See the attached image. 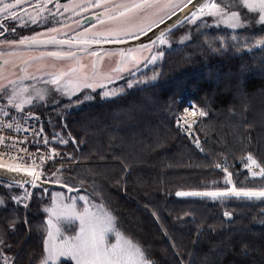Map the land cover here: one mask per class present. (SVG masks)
<instances>
[{
    "label": "trees",
    "instance_id": "16d2710c",
    "mask_svg": "<svg viewBox=\"0 0 264 264\" xmlns=\"http://www.w3.org/2000/svg\"><path fill=\"white\" fill-rule=\"evenodd\" d=\"M228 42L223 47L217 40L204 47L191 46L184 59L176 57V67L161 71L155 80L120 87L112 97L93 96L92 101L59 111L36 107L30 112L42 120L48 135L63 134L71 140L57 149L43 176L63 174L74 182L72 187L86 188L97 204L112 211L117 228L139 242L155 264H181V260L183 264H264V197L176 195L232 187L264 190V177L259 175L264 167V51L253 48L246 52L244 47L232 46L237 41ZM252 66L258 72L248 73ZM218 67L220 77L232 76L224 82L225 87L236 80L234 96L218 91V86L205 79ZM241 67L246 73L239 78ZM239 95L242 100L237 101ZM254 100L258 111L252 108ZM148 104L157 110L163 104L164 114L152 110L136 118ZM187 104L207 113L196 116L194 125L201 150L191 146L176 126V117ZM126 111L137 114L129 115L126 122L123 117L107 118ZM92 120H98L99 126L88 124ZM123 124L127 138L118 136L117 128ZM93 134L99 139L98 146L91 148L96 138ZM249 155L256 161L252 167L258 171L256 175L249 171ZM61 165L63 171L57 173ZM226 175L231 176V184L226 183ZM7 188L0 182V200L4 201L0 205V236L5 238L1 253L16 255L15 264H40L48 198L37 191L39 200L25 210L22 201L11 199L19 196ZM225 211L229 217L224 216ZM200 213L206 214V220L197 219ZM13 219L15 231H10ZM180 231L187 233L182 242L177 237ZM243 245H247V256L241 254Z\"/></svg>",
    "mask_w": 264,
    "mask_h": 264
},
{
    "label": "snow or ice",
    "instance_id": "6c2138e0",
    "mask_svg": "<svg viewBox=\"0 0 264 264\" xmlns=\"http://www.w3.org/2000/svg\"><path fill=\"white\" fill-rule=\"evenodd\" d=\"M52 0H42L36 7L38 8L37 15L40 11L44 10V6L47 3H51ZM74 2V0H73ZM26 3V0H13V2H5V0H0V14L3 15L4 21L9 19L13 21H19L22 18L18 16V11L22 9V6ZM111 3V7H106ZM193 0H186V4H192ZM161 0H121L119 4L112 3V0H88L87 3H74L75 8H84L89 7H101L105 6V12L107 13V20H119L120 18H125L124 21L115 27L109 28L106 33H93L91 36L84 37L82 34H77L79 38H70L65 40H57L55 37L50 38L49 41L38 40L37 37L40 35L37 33L32 36H23L19 41L8 40L7 38L2 42L8 45L14 44H44V43H55L59 45H69L67 50H58L46 53L47 56L53 57L56 59H68L74 58L76 53L71 50V45L73 43L79 44H99L102 42H114L122 43L124 39L129 37L136 38V34L140 35L145 34V29L148 31L151 30L152 23L144 24L142 26H137L133 21L136 17H139L141 20L146 19L149 9H155L160 7ZM239 5L242 8L248 10L249 13L255 14L258 19L257 23L264 25V0H239ZM56 8L59 9L61 5L58 0L56 2ZM186 6V5H185ZM234 2L229 0L223 6L215 2V0H204L203 3H200L196 7L198 11H192L190 22H195L199 16H212L217 19V23H224L229 28L236 29L241 28L245 23L249 21L241 20L240 13L233 8ZM65 11L68 10L69 6H63ZM163 7L167 8H179L180 4H174V0H164ZM118 9H120L118 11ZM133 13L135 17H129L128 14ZM25 14L30 15L26 12ZM32 23H36L35 17H30ZM99 22L103 24L105 21L100 17H97ZM161 22L163 17H160ZM200 25H197L199 28ZM135 29V31H133ZM15 32L16 28L11 25H6L4 22H0V35H4L5 32ZM50 32L57 31L56 28H50ZM186 36L180 38L182 43ZM235 40L236 37H233ZM159 43L160 45L169 44V41L166 37V32L161 31L155 40H152L150 44H142L140 49L129 48L127 51L120 50V61H118V67L113 71H121L123 68L121 66L131 64L132 66H137L140 63L141 56L136 55L137 52H142L145 50H150L154 45ZM237 49L241 47H247L249 51H252L253 48H258L260 51H264V38L257 39L255 43H252L251 40L246 39L244 45H241L238 41L236 44L232 45ZM80 51H85L80 49ZM8 55H14L15 53L9 52ZM92 56H96L95 51L89 53ZM0 55H4L0 53ZM44 55V53H42ZM164 51L159 50L155 54H152L149 58L150 63H155L158 59L163 57ZM5 64H8L9 61L5 60ZM25 64L27 61L24 62ZM15 67V65H13ZM84 66L81 65L80 68ZM96 65L93 63V69ZM22 72H25L26 75L22 79H31L36 80L37 77L32 74H28L26 69H21ZM37 72H41L42 75L47 76V79H40V83L44 85H52L53 88H39L35 84L26 85L22 82L18 83L14 80H7V83H4L7 78L0 72V99L7 101L6 105H0V115L9 116L10 112L8 108H14L17 112H23L26 105H31L33 100H45L46 97L52 92L61 93L69 97L75 94L81 86L87 88H95L93 83H86L87 76H84L83 81L77 76L75 79L70 77L76 76L78 69L76 67H70L67 72L59 73H43L42 68H37ZM134 75V73H133ZM156 73L154 72L151 77L152 80L156 79ZM67 78V79H66ZM132 81H129L128 87H132ZM103 87V85H100ZM109 92H104L103 95H109ZM115 94V92L111 93ZM86 99L89 97H85ZM77 103L80 101L77 100ZM194 107L192 109L185 108V116L192 117H204L207 113L204 110L195 111ZM185 116H177L176 124L178 129L184 131H190L192 129L194 120L189 121ZM17 117H12V122L0 121V130L3 128L12 129L14 126L16 130H19L20 125L16 122ZM250 127V125H249ZM4 142V137L0 136V143ZM196 147L200 148L199 139L195 141ZM16 157H10L12 162H6L2 156H0V169H6L9 173H19L22 170L27 172L29 176L32 177L31 183L33 187H36V181L41 177V173L36 171L35 168H22L20 163L15 162ZM43 159V157H41ZM247 160L250 162L248 165L249 171H252V167L256 165V161L251 155L247 157ZM219 167V165H217ZM227 173V169H225ZM256 175L257 173H252ZM259 175L264 177V167L260 168ZM8 183L18 182L15 177L6 176L4 177ZM226 183L231 184V176L226 175ZM72 188H69V191H72ZM30 193L25 191L23 198L12 196L11 199L20 203L22 199H27ZM177 196H207L212 198L225 197L228 195L235 197H264V190L253 191L246 189H237L236 187L229 188L225 191H209V192H177ZM72 199V198H69ZM79 199L84 201L82 210H77L75 202L72 204H60L57 200V195L53 194L52 205L45 208V211L48 213L47 219V228L46 235L43 238V254L40 260V264H57L60 261V258H65L66 261H70L71 264H155L154 261L149 259L144 248L133 239L128 237L125 233L120 231L116 226V218L111 215L109 212L105 211L103 205H89L88 198L84 195H80ZM0 205H4V201L0 200ZM25 208L28 207L27 204L24 205ZM94 209V210H93ZM155 215V213L153 214ZM225 217H229L230 213L225 211ZM73 220L79 221L78 230L75 228L72 229V234L65 235V232L62 231V226L67 223L68 225L72 224ZM16 220L13 219L9 222V230L15 231ZM264 223V222H262ZM114 236V241L111 237ZM5 244L4 236H0V245ZM10 247V245H6ZM175 249V244L172 245ZM247 245L242 246L241 254L247 256L246 251ZM179 255V253H176ZM4 264H9V259L7 256L4 257ZM181 264L183 261L181 260Z\"/></svg>",
    "mask_w": 264,
    "mask_h": 264
},
{
    "label": "water",
    "instance_id": "95a60500",
    "mask_svg": "<svg viewBox=\"0 0 264 264\" xmlns=\"http://www.w3.org/2000/svg\"><path fill=\"white\" fill-rule=\"evenodd\" d=\"M121 0H112V3L119 4ZM164 0H161V5L158 8L155 9H149L148 15L146 19L141 20L139 17H136L133 21L137 26H142L144 24L152 23V28L150 31L145 29V34L140 35L139 33L136 34V38H127L124 39L122 43H114V42H102L99 44H79V43H73L71 45V50L76 53L74 58H68V59H56L53 57H49L46 55L48 52L52 51H45L44 48L51 46L50 43H44V44H38V45H32V44H22L24 46H30L31 50H28V54H14V55H6V56H0V72L3 73V75L7 78L4 83H7V80H14L18 83L22 82L24 84H32L35 82L40 83V79H47V76L42 75L41 72H37V68H42V71L46 69L47 65L50 64L55 67V69L52 71V73H59V72H67L70 67H76L78 69V72L76 76L70 77V78H76L77 76L83 81L84 76H87L86 83H93L95 86L97 85L100 91H96L95 93H91L90 96H87L86 94L78 93L74 97H71V100L68 98L63 99L62 103H70L73 102L75 99L83 97L85 100L92 99L94 94H103L105 91H110L109 89H114L124 83L127 80H132L142 72H144L146 69L151 68L153 65L157 63H150L148 59L152 54H155V47L158 46V50L166 47L164 53L168 51H172L173 44L170 45L169 35L178 30L179 28L189 24L190 26L194 24H198L199 22L210 19L209 16H199L197 20L193 23L190 22L191 13L192 11H198V8L196 7L200 3H203L204 0H193L192 4H186V0H174V4H180L181 7L179 8H167L163 7ZM186 5V6H185ZM111 3L107 5L106 7H111ZM105 8V6H101ZM64 8V7H63ZM69 9V8H68ZM120 9H118L119 11ZM107 13L104 12L102 14L91 16L89 19L84 21L81 24V27H85L87 25H90L94 23L93 27L88 30V32L83 34L82 36L87 37L91 36L93 33H106L109 28L115 27L117 25H120L125 18H120L119 20H107L106 19ZM129 17H135V14L129 13ZM97 17H100L101 19H104V23L101 24ZM160 17H163V21L161 22ZM135 31V29H133ZM161 31L166 32V37L169 41V44L160 45L157 43L154 45L150 50H145L142 52V55L140 52H137L136 55L141 56L140 63L137 66H132L131 64L123 65L121 66L123 70L117 72L113 71L118 67V61H120V50L127 51L129 48L132 49H140V46L142 44H150L152 40H155L156 37L159 35ZM69 32L75 34V38H79L77 36V33L75 30L72 29H65L59 32L61 36L55 37L57 40H65L67 39V34ZM52 33L57 32H50L49 30L46 33L40 34L44 37H48L47 39L41 40L40 38L42 36H38L37 39L41 41H49L50 38H52ZM43 37V38H44ZM61 48L59 50H67L69 48V45H60ZM80 49H84L85 51H80ZM91 51L96 52V56H92L89 53ZM44 53V55H42ZM9 61L8 64H5L4 61ZM27 61L25 64L24 62ZM93 63H95L96 67L93 69ZM149 63V64H148ZM15 65V67H13ZM83 65V68H80V66ZM21 69H26L28 74L35 75L37 77L36 80L31 79H22L26 73L22 72ZM134 73V75H133ZM67 79V78H66ZM103 85L101 87L100 85ZM106 86L104 87V85ZM51 86V85H49ZM48 86V87H49ZM83 89L89 90L90 88L82 87ZM103 90V91H102ZM89 98H85V97ZM40 105H47L49 102L47 101H36ZM36 108V106H32L27 110H32ZM22 168H30V167H24ZM37 171V170H36ZM6 176H12L16 178V181L13 183H8L4 179ZM32 177L28 175L27 172L21 171L19 173H9L6 169H0V182L6 183L11 186H17L22 189H26L27 187H30L35 190H42L45 194H47L52 189H63L67 191L68 193L75 192L69 191V188L52 183L50 181L44 180V178L41 176L38 181H36V187H33L31 183H28V181H31Z\"/></svg>",
    "mask_w": 264,
    "mask_h": 264
},
{
    "label": "rangeland",
    "instance_id": "374dc122",
    "mask_svg": "<svg viewBox=\"0 0 264 264\" xmlns=\"http://www.w3.org/2000/svg\"><path fill=\"white\" fill-rule=\"evenodd\" d=\"M215 2L218 3V4H221L223 6L225 3L229 2V0H215ZM232 2H234V5L235 6L233 8H231L230 11L231 10L238 11L240 13L241 20L242 21L247 20V21H249V23H245L243 25V27H241V28L232 29V28H229L224 23H217V19L215 17L209 16L212 24L216 28H214L211 25H208L209 24V20H208V23L205 24V25H207V29H203V28H206V27H203V28L198 29L197 28V25H200V24H194V25H192V26L189 27V28L193 29L194 31L196 30L194 34L191 35L190 33L182 32V31L178 32L177 33V36L178 37H180V38L181 37H184V36L187 37V39H185L182 43L180 42V39H175V44L176 45L177 44L178 45H183V47H181L180 49H178V50H176L174 52H169L168 55L165 58L162 57L158 61V63L156 65H154L151 68L146 69L144 71V75L145 76L143 77V79H140L139 81L133 82L132 83V86L134 84H137V83H144V82H148V80L149 81L152 80L151 77L153 76L154 72L157 75H159L161 71L171 70L175 66L174 64L177 61L176 57L178 55H180V57L182 59H184V57H185L184 56V52L189 47H191V46L200 45L201 47H204V45L206 43L208 44V42H212L213 40H217V41L222 42L221 43V46L222 47L224 45H226L225 42H227V41H229L228 43H234V41H239V42H241V44L244 45L246 39H249V40H251L252 43H255V41L257 39L264 38V31H260V29H264V25H261V24H259V23L256 22L257 19H258V17L255 14L249 13L247 9L240 7L239 0H232ZM252 29H259V30L258 31H255V30L250 31ZM87 32L88 31H86L85 34ZM234 32H237V33H245L246 32V33L245 34H238L237 35V33L234 34ZM233 37H236V39L234 40ZM239 39H241V40H239ZM255 49L259 50L258 48H255ZM244 51L248 52L249 50H247V48L244 47ZM261 55H262V52H261ZM54 69H55L54 66L48 64L47 67H46V69L43 70L42 72L43 73H52V71ZM245 70H246L245 67H241V70H240L241 72L238 75L239 78L244 75L242 73H246ZM220 71H221V68L218 67L215 71L212 72V77L211 78H205V79L209 80V82L211 84H214V85L218 86V88H217L218 91L222 89L223 92L232 93L233 96H234V94H235L234 93V88H235V85H236V83H235L236 80L234 81V85H230V86L225 87L224 86V82L230 80V78H232V76L230 75V73H228V74L220 77V75H221L220 74ZM254 71H257L258 72V68L252 66V68L250 69V71H247V72L248 73H251V72L253 73ZM261 72H262L261 74L264 75V69H262ZM235 78H237V77H235ZM72 79H75V78H72ZM220 79H222L221 81H223V82H220ZM83 82H86V81H83ZM32 84H35L36 87H39V88H44V87H48L49 86V85L39 84L38 82H35V83H32ZM32 84H27V85H32ZM105 86H106V84L104 85V87ZM82 87L83 86H81L79 88V90L76 91L75 94L73 96H71V97H74L78 93H82V94H86L87 93V96H90L91 93H95L96 91H100V89L98 88L97 85L95 86L94 89L93 88H90L89 90L83 89ZM121 87H128V83H125ZM48 88H53V86L51 85ZM126 89L121 90V92L125 91ZM109 90L110 91H107V92H109L110 94L107 95V96H104V97H111V96H114L115 94H118V92H120V90H118V91L115 92V94H111V93L114 92V90H112V89H109ZM65 98H68V96L63 95L61 93H57L55 91H52L46 97V99L45 100H42V101L52 102L54 105H59V104H62V101ZM236 100L237 101L238 100H242V96L239 95L236 98ZM36 101H41V100H33L32 104L31 105H26L25 108H24V110H27V109H29L32 106H37L38 104L36 103ZM147 103H149V101ZM6 104H7V101L6 100L0 99V105H6ZM252 104H253L252 105L253 106L252 107L253 110L254 111L257 110L258 109V107H257V101L254 100ZM13 109L14 108H11V107L8 108V111L10 112V115H13L14 114L15 111ZM184 109H185V107H184ZM184 109H182V112H181L182 115L184 114ZM152 110L153 111L154 110H157V107H155L154 105L148 104L147 110L144 113L139 112L137 114L136 112L126 111L127 114H125V113H120V114L113 113V114H111V116L109 115L107 118H110L112 120H115V117H119V119H122V117H123L125 119V122H126V121H129L131 119L130 116H129L131 114H137L136 118H138V116H141V115H143L145 113H148L149 111H152ZM157 111L159 112V114H164L165 109L163 107V104H161V107ZM258 115H259V113H258ZM191 119H196V117L190 116V120ZM92 121L91 122H88V124H91V126H95V127L99 126L98 123H97L98 120H92ZM257 121L258 120H255V124L257 123ZM92 123H94V124H92ZM139 126L140 125H137L136 127L139 128ZM117 132H118V136L119 137H121V136H125L126 138L128 137L126 125H124V124L121 127H118L117 128ZM263 132H264V128H263ZM191 134H193V133L191 132ZM94 136H96V138L93 139V141L91 142V148L93 146H95V147L98 146V145H96V139H99V137L96 134H93V137ZM68 137L69 136H64L63 134H60L59 139H60V142H61V146L62 147L68 145V143L71 141V140L68 139ZM229 138L232 140L231 137H228V138L226 137V139L228 141L230 140ZM262 138H263L262 142L264 144V134L262 135ZM195 149L201 150V149H198V148H195ZM221 165H223V164H221ZM63 166L64 165H61L60 166L61 168L58 169V172L57 173H61L63 171V170H61L63 168ZM97 170L101 171L100 169H97ZM254 172L255 173H258L257 171H254ZM138 173H136V175H138ZM53 181H55V182H65L68 186H71V187L74 185V182L68 176L63 175V174L60 175L59 177H54L53 178ZM86 193H88V190L87 189L84 190V191H82V192H80V193L71 194V196L68 197L67 194L64 193V191H62V190H55V189L54 190H51L50 193H49L50 195L48 196V206L46 205L45 208L50 207L52 205L53 194H56L57 195V200H58V203H60V204H69L70 205L73 202H75V205H76L77 210H82L83 205H84V201H82V200L79 199V196L80 195H84V196H86L88 198V201H89V205L90 206L91 205H100V204H102V203L97 204L96 201L94 200V198H92L91 196H89ZM69 198H72V199H69ZM28 208L26 210H28ZM103 208H104V206H103ZM138 208L140 210H142V211L145 210L144 207L138 206ZM104 210L107 211V212H109L111 215H113L112 211L109 210L108 208H104ZM44 218H45V224H43V226H42V228H44L42 231H45V233H44V236H45L46 235V228H47V223L46 222H47V219H48V213L46 211H45ZM206 218L207 217H206V214L205 213H200L199 217H197V219H202V220H206ZM227 219H229V218H227ZM164 220H165V218H164ZM78 227H79V221L78 220H73L71 225H68L67 223H65L62 226V231L65 232V235H69V234H72V229L73 228H75L76 230H78ZM246 229H247L246 230L247 232H249V233L252 232L250 229H248V228H246ZM180 232H181L180 234H177V237L179 238V240L182 239L183 237H186V234H187L186 231H184V232L180 231ZM111 239L114 241V236L111 237ZM133 240L135 242H137L135 239H133ZM180 242H182V241L180 240ZM2 255H6V254H2L1 253V250H0V264H2L1 259L3 257H5V256H2ZM200 255L201 254H199V257H200ZM10 256L13 257L12 262L15 264L16 257L17 256L16 255L15 256L10 255ZM57 264H71V262L70 261H66L65 258L61 257L60 258V261H58Z\"/></svg>",
    "mask_w": 264,
    "mask_h": 264
},
{
    "label": "flooded vegetation",
    "instance_id": "af4514ba",
    "mask_svg": "<svg viewBox=\"0 0 264 264\" xmlns=\"http://www.w3.org/2000/svg\"><path fill=\"white\" fill-rule=\"evenodd\" d=\"M5 2H13V0H5ZM41 2L42 0H26V3L22 6V9L18 11V16L22 18L19 21H13L11 19L4 21L3 15L0 14V22H4L6 25H11L16 28L15 32L9 31L5 32L4 35H0V53L4 54L0 56H6L9 52L24 55L28 54V50H31L30 46H24L18 43L14 45L2 43L6 38L8 40L19 41L23 36H32L36 35L37 33L43 34L46 33L50 28L57 29V31H55L57 33H52V37H54V34L56 38L61 36L59 32L65 29H72L75 30L77 34L83 35L86 31L90 30L93 27L94 23L85 27H81V24L91 16H96L105 12V8L103 7H89L87 9L75 8L74 3H87L88 0H74V2L73 0H58L59 4L61 5L59 9H57L55 6L57 0H52V2L47 3L44 6V10L40 11L39 15H37L38 8L36 6ZM92 2H94V0H92ZM64 5L69 6V9L67 11H65V9L63 8ZM25 9L26 12L30 15L25 14ZM30 17H35L36 23H32ZM43 37L44 36H42L40 39L43 40L48 38ZM67 37H69L68 39L75 38V34L69 32V34H67ZM64 39L67 38L65 37ZM50 45L51 46L45 47L44 50L58 51L61 48L59 44L50 43ZM157 51L158 46L156 45L155 53ZM7 189L11 190L14 195H18L21 198L24 197L25 191L30 193L29 196L32 198H29L28 196L27 199H22V205L27 204L28 207H30L31 203L34 202V200L35 202L39 200H37L38 196H35L38 190H32L31 188H26L25 190H23L15 186H8ZM27 208L24 207L25 210Z\"/></svg>",
    "mask_w": 264,
    "mask_h": 264
},
{
    "label": "built area",
    "instance_id": "2783aa9c",
    "mask_svg": "<svg viewBox=\"0 0 264 264\" xmlns=\"http://www.w3.org/2000/svg\"><path fill=\"white\" fill-rule=\"evenodd\" d=\"M0 121L12 122V117L0 115ZM16 122L20 125L19 130H16L15 126L12 129L3 128L0 130V136L4 137V142L0 143V156L8 162H12L10 157H16L15 162L21 165L29 162L39 167L45 165L52 141L42 131L39 119L30 116L17 117ZM184 132L188 135L191 143L195 144L197 136L192 129ZM7 257L9 264H14L13 257ZM1 262L4 264V257Z\"/></svg>",
    "mask_w": 264,
    "mask_h": 264
}]
</instances>
